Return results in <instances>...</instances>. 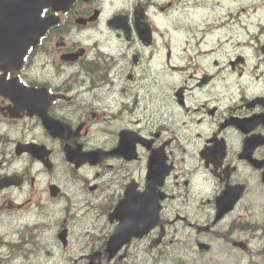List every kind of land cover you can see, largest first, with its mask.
<instances>
[{
	"label": "flooded vegetation",
	"instance_id": "af4514ba",
	"mask_svg": "<svg viewBox=\"0 0 264 264\" xmlns=\"http://www.w3.org/2000/svg\"><path fill=\"white\" fill-rule=\"evenodd\" d=\"M223 1L75 0L43 12L60 20L19 68H0V264H187L182 246L201 260L214 248L232 264L252 247L258 257L264 233L244 200L264 184V94L237 85L264 81L253 70L264 55L260 41L239 46L249 52L239 66L225 47L227 86L211 50L225 30L206 26ZM152 72L170 82L149 111ZM61 76L60 88L41 82Z\"/></svg>",
	"mask_w": 264,
	"mask_h": 264
},
{
	"label": "clouds",
	"instance_id": "9594fccd",
	"mask_svg": "<svg viewBox=\"0 0 264 264\" xmlns=\"http://www.w3.org/2000/svg\"><path fill=\"white\" fill-rule=\"evenodd\" d=\"M196 2L197 0H187L188 5ZM208 3L209 4L213 3V0H208ZM176 14H177L176 12L173 13V15ZM70 31L74 32L75 29L72 28L70 29ZM89 59L92 58L89 57ZM261 70L264 71V69ZM65 80L66 77L61 76L59 79H48L41 82L47 83L50 88H60L63 87ZM169 82H170V78L167 73H155V72H152L147 77V79L142 81V83L146 86L144 88V95L151 97L153 99V103L149 106V111H151L152 108H155L157 106H163V104L166 103L163 99V92L166 90V85ZM138 115L139 113L134 114V116L132 117H128L127 115H125L121 126H126V121L128 119H133ZM144 119L146 126H152L150 121L147 119V114ZM116 130L118 129L117 128L112 129V131H116ZM107 139L110 141L111 137H108ZM92 142H95L94 137L92 138ZM194 153H195V148H193L190 152V156L192 158H194ZM163 179L164 177H161V182L163 181ZM53 182L55 183L57 181H53ZM154 188L157 193L161 191L159 183L155 184ZM257 195H259L260 197L259 202H257L255 199ZM93 203H97V202L93 201ZM244 203L249 205L248 213H247L248 221L251 224L258 227V231L255 234L259 235L261 233H264V184L254 183L250 185L248 193L245 194ZM73 231H75V228H73ZM36 239L37 242L40 241L39 236H37ZM168 251L171 252V249H169ZM66 255L75 256L76 255L75 247H73L71 252L66 253ZM177 259L186 261L187 264H205V262L206 264H232L233 256L227 250L221 252V251H217L214 248L212 252L208 253V255L203 257V260H201V258L196 255L194 246H192L191 248L182 246L177 254ZM8 260H9V264H16V259L14 257H10L8 258ZM149 264H151V260H149ZM160 264H174V262L172 260H162ZM240 264H248V257H244L240 261Z\"/></svg>",
	"mask_w": 264,
	"mask_h": 264
},
{
	"label": "water",
	"instance_id": "95a60500",
	"mask_svg": "<svg viewBox=\"0 0 264 264\" xmlns=\"http://www.w3.org/2000/svg\"><path fill=\"white\" fill-rule=\"evenodd\" d=\"M59 1L61 0H0L1 49H11L17 43L26 50L32 39L37 38L45 28L29 25L27 22L30 19L40 21L42 9ZM30 13L36 14L31 16Z\"/></svg>",
	"mask_w": 264,
	"mask_h": 264
},
{
	"label": "rangeland",
	"instance_id": "374dc122",
	"mask_svg": "<svg viewBox=\"0 0 264 264\" xmlns=\"http://www.w3.org/2000/svg\"><path fill=\"white\" fill-rule=\"evenodd\" d=\"M246 18L244 16H242V20H245Z\"/></svg>",
	"mask_w": 264,
	"mask_h": 264
}]
</instances>
